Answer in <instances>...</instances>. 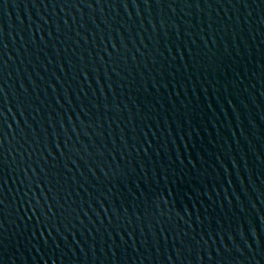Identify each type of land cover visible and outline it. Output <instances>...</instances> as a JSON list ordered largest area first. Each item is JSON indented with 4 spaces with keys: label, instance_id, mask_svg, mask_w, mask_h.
<instances>
[{
    "label": "water",
    "instance_id": "1",
    "mask_svg": "<svg viewBox=\"0 0 264 264\" xmlns=\"http://www.w3.org/2000/svg\"><path fill=\"white\" fill-rule=\"evenodd\" d=\"M0 264H264V0H0Z\"/></svg>",
    "mask_w": 264,
    "mask_h": 264
}]
</instances>
